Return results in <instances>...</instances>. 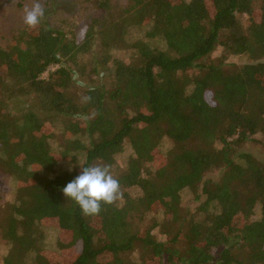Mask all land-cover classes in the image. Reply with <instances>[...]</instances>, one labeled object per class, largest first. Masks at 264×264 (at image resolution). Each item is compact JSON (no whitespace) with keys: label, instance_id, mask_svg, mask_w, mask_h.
Instances as JSON below:
<instances>
[{"label":"trees","instance_id":"16d2710c","mask_svg":"<svg viewBox=\"0 0 264 264\" xmlns=\"http://www.w3.org/2000/svg\"><path fill=\"white\" fill-rule=\"evenodd\" d=\"M86 3L0 47V172L18 185L1 264H56L48 229L81 243L68 264H264V162L243 150L264 149V0ZM90 165L122 196L84 216L62 189Z\"/></svg>","mask_w":264,"mask_h":264},{"label":"rangeland","instance_id":"374dc122","mask_svg":"<svg viewBox=\"0 0 264 264\" xmlns=\"http://www.w3.org/2000/svg\"><path fill=\"white\" fill-rule=\"evenodd\" d=\"M41 6L44 8L45 15L42 18L39 25L47 24L49 21L54 24L58 22L57 19L59 15L66 16L68 18H75L77 15L85 12L87 8V0H39ZM33 4V0H0V47H8L11 45L13 38L18 35L22 30L27 27L23 23V17L25 14V9L30 8ZM89 9V8H88ZM88 11V10H87ZM64 17V18H66ZM35 29H31L32 32ZM135 37L140 36L139 32L134 33ZM163 46V44H160ZM128 59L129 56H127ZM232 62L237 63L238 65H243L249 63L247 56L236 57L231 59ZM54 68H51L53 70ZM47 75V74H46ZM45 75V76H46ZM98 84V82H95ZM45 132H47L45 130ZM257 139L262 140L263 136H257ZM54 150L58 151V145L56 143L52 144ZM247 146L243 148L245 152L251 153L258 161L264 162V149L262 148L263 144L259 143H248ZM262 146V147H261ZM171 148V142L166 140L162 147V153L166 154L167 151ZM132 154V150H127L126 154H122L119 157V161L122 162L127 159V156ZM65 169L72 170L73 166L70 164H63ZM22 185V184H21ZM17 183L13 180H10L4 173L0 172V209L1 207H6L13 203L15 200L14 192L17 189ZM135 191H133L134 193ZM184 203L190 205L192 194L186 192L184 195ZM153 219H157L159 222H164L166 217H164V210L162 208L156 209V211L150 213L144 222H138V226L145 227L150 225ZM47 227L57 226L55 222L50 221L46 222ZM1 233V228H0ZM47 233V247L51 251L47 253L49 260H52L53 263L59 264H68L73 261L74 257L79 254L82 245L79 243L77 246H72V240L69 234L61 232L57 234L52 229H48ZM60 244V246H59ZM0 245H4V240H2L0 235ZM59 247V248H58ZM56 250V251H54ZM7 254L4 252L0 254V264L2 263L1 259Z\"/></svg>","mask_w":264,"mask_h":264},{"label":"clouds","instance_id":"9594fccd","mask_svg":"<svg viewBox=\"0 0 264 264\" xmlns=\"http://www.w3.org/2000/svg\"><path fill=\"white\" fill-rule=\"evenodd\" d=\"M44 15L39 0H33L32 6L25 9L23 23L27 28L35 29ZM62 193L79 207L84 216L98 215L102 205H112L122 196L120 182L114 178L108 165L82 168L81 173L63 187Z\"/></svg>","mask_w":264,"mask_h":264}]
</instances>
